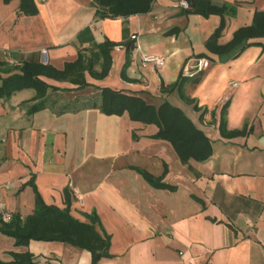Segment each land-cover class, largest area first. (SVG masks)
Returning <instances> with one entry per match:
<instances>
[{
	"label": "crops",
	"instance_id": "obj_1",
	"mask_svg": "<svg viewBox=\"0 0 264 264\" xmlns=\"http://www.w3.org/2000/svg\"><path fill=\"white\" fill-rule=\"evenodd\" d=\"M38 12L21 11V0H0V79L24 62H45L61 69L82 51L86 63L101 71L99 45L106 38L121 42L112 50L110 72L103 78L86 70L87 88L43 76L67 99L87 98L112 86L138 93L159 106L164 99L185 113L212 139L205 161H183L166 138H157L156 123L132 120L98 107L63 114L49 108L30 112L37 89L23 88L0 97V204L29 215L37 205L36 188L47 204L79 220L91 221L110 236L111 257L97 264H264V36L239 57L208 51V36L222 16L185 11L180 0H155L143 14L97 18L94 0H35ZM236 5L226 15L220 40L251 24L264 0H215ZM135 41L131 59L127 44ZM209 52L213 58L199 57ZM146 54L163 55L165 63L143 64ZM210 55V56H211ZM46 63V64H47ZM205 69L201 83L189 82V101L178 89L166 92L183 71ZM52 88L49 93H51ZM229 102V129L247 133L224 136L223 105ZM197 104V106H196ZM134 132L138 135L134 138ZM162 176L166 186L149 181L139 169ZM84 199L79 198L78 193ZM30 250L35 264H91L87 248L60 240H31L26 246L0 231V258Z\"/></svg>",
	"mask_w": 264,
	"mask_h": 264
},
{
	"label": "trees",
	"instance_id": "obj_2",
	"mask_svg": "<svg viewBox=\"0 0 264 264\" xmlns=\"http://www.w3.org/2000/svg\"><path fill=\"white\" fill-rule=\"evenodd\" d=\"M96 4L97 18L116 17L139 13L143 14L152 8L155 0H94ZM21 11L26 15L38 12V4L35 0H21ZM190 6L185 9L188 12L212 16L219 13L222 16L221 24L208 36L206 47L213 54H227L233 52L234 57H240L250 45H258L262 41H253L254 38L264 36V9L257 10L251 24L244 25L236 29L233 38L228 43L221 42L220 36L226 28V15H235L238 12L236 5L219 4L215 0H189ZM253 38V39H252ZM121 42L111 41L106 38L99 45L100 56L103 58L101 71L94 70L93 62L86 63V57L82 51L79 52L75 61H68L61 69L51 63L42 62H24L16 67L19 71L11 73L5 78L0 79V97H6L20 89L29 87L36 88V98L38 102L30 109L35 112L38 109L51 107L57 114L71 111L77 112L80 109L98 107L102 112L108 114L120 115L125 111L129 112L132 120H139L142 123H156L160 127L155 136L157 138H166L172 141V145L180 153L181 159L188 162L192 157L205 161L213 153L212 139L204 133L194 121L188 117L184 109L175 106L170 99L166 98L159 105L152 103L138 93H127L122 89H114L112 86L100 88L96 93L87 98L77 96L76 98L67 99L60 92L71 88H60L56 85L47 83L43 76H52L58 80L67 79L78 85V89L87 88L90 83L86 80V70L92 71L94 75L103 78L111 70L113 61L112 50ZM135 46V41L127 44V55L129 60L125 63L128 66L131 59V50ZM209 52H202L199 57L208 56L213 58ZM205 69L198 73L186 75L182 71L174 84H164L162 89L166 92H172L178 89L182 95L189 101L194 98L186 93V86L189 82L199 84L202 82ZM53 91L49 93L50 89ZM72 90V89H71ZM197 106V104H196ZM229 102L223 105V114L220 118V130L224 136L233 137L238 134L247 133L249 124L244 128L229 129L227 114ZM138 135L134 132V138ZM144 176L149 180L163 187L168 185L162 181V176L158 177L151 172L139 168ZM37 205L33 213L22 216L15 213L14 218L9 222L0 223V231L5 235L13 236L15 243L20 246H26L33 240H60L70 242L80 248H87L93 254L91 264H97L103 257H111L110 244L112 240L109 235L100 232L96 223L98 215L92 214L89 221L77 219L70 210L71 189H66V199L69 200L67 207L62 209L55 204H47L45 199L36 188ZM12 261H6L0 258V264H35V256L30 250L26 252L12 251Z\"/></svg>",
	"mask_w": 264,
	"mask_h": 264
},
{
	"label": "built area",
	"instance_id": "obj_3",
	"mask_svg": "<svg viewBox=\"0 0 264 264\" xmlns=\"http://www.w3.org/2000/svg\"><path fill=\"white\" fill-rule=\"evenodd\" d=\"M182 8L186 9L190 6L189 0H180L178 3ZM43 56L45 58V62L47 63L49 61L48 58V48L43 50ZM166 57L163 55H155V54H146L143 56V64L146 65L147 63H154L156 66H161L165 63ZM1 190V187H0ZM76 193H78L79 198L84 199L82 194H79L78 189L75 190ZM7 205L2 201L0 204V223L2 222H9L14 218V214L17 213L16 211L12 209H8L6 207ZM23 217L25 215H22Z\"/></svg>",
	"mask_w": 264,
	"mask_h": 264
}]
</instances>
